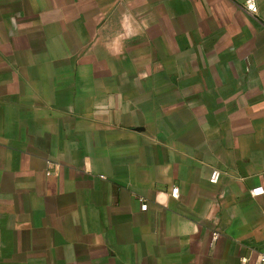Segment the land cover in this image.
<instances>
[{"label": "crops", "instance_id": "0c3cea01", "mask_svg": "<svg viewBox=\"0 0 264 264\" xmlns=\"http://www.w3.org/2000/svg\"><path fill=\"white\" fill-rule=\"evenodd\" d=\"M245 1L0 0V264H259Z\"/></svg>", "mask_w": 264, "mask_h": 264}, {"label": "built area", "instance_id": "2783aa9c", "mask_svg": "<svg viewBox=\"0 0 264 264\" xmlns=\"http://www.w3.org/2000/svg\"><path fill=\"white\" fill-rule=\"evenodd\" d=\"M245 8L247 11H250L251 13H255L257 11L256 3L254 0H246L245 1ZM219 176H220V171L217 169H213L211 171V174H210V181L212 183H216L218 181ZM177 193H178V190L176 187L171 190L172 196H176ZM262 193H263L262 187H256L250 191V194L252 196H256V195H259ZM141 207H142V209H145L146 205L143 204ZM243 260H245V259H243ZM259 264H264V253H260V255H259Z\"/></svg>", "mask_w": 264, "mask_h": 264}]
</instances>
